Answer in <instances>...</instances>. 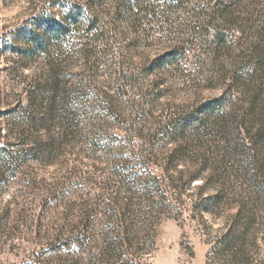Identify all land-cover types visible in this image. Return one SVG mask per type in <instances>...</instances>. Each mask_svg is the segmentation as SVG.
<instances>
[{
	"label": "rangeland",
	"instance_id": "1",
	"mask_svg": "<svg viewBox=\"0 0 264 264\" xmlns=\"http://www.w3.org/2000/svg\"><path fill=\"white\" fill-rule=\"evenodd\" d=\"M151 4L0 0V264H220L244 211L264 264V0ZM44 8L83 13L55 50Z\"/></svg>",
	"mask_w": 264,
	"mask_h": 264
},
{
	"label": "trees",
	"instance_id": "2",
	"mask_svg": "<svg viewBox=\"0 0 264 264\" xmlns=\"http://www.w3.org/2000/svg\"><path fill=\"white\" fill-rule=\"evenodd\" d=\"M58 0H56L57 2ZM61 1V0H59ZM64 1V0H62ZM154 0H118V12L121 13L125 11L128 18H131L133 22L137 21L141 14V11L147 10L149 7H152L151 3ZM51 5V4H50ZM49 5V6H50ZM47 6V7H49ZM153 12V11H152ZM143 16V15H142ZM32 22L36 26V29L33 27H26L27 35L29 41L33 42L36 45V48L39 50L45 46V39L41 36L40 28L45 27L48 32V37L51 39V47L53 50L57 49L58 45H61L64 40L67 38L70 30L73 26L79 25L83 19V13L81 10L73 11L71 10L70 14L63 15L61 18L57 17L55 11L48 12V8H44L42 11H38L33 17ZM25 29H21L24 31ZM20 31V33H21ZM260 40V36L258 38ZM216 40L222 46L230 45V41L228 39V35L225 33L217 32ZM260 46V41L254 42L255 53L259 58V66L264 68V45ZM231 47V46H228ZM171 56V55H170ZM173 58V57H172ZM175 61V60H174ZM172 61V62H174ZM234 62H236V58H234ZM234 65V64H233ZM235 76V75H233ZM242 75H236V79L241 80ZM263 78V77H262ZM61 79L59 77H55L52 75L51 82L49 83V99L48 105L52 108L56 107V104L64 102L65 90L60 88ZM262 87L259 90V93L256 95L255 100L259 103L264 109V80L261 82ZM222 105H220V99H216L215 101L210 102V104L204 108L208 117L212 116V114H218L221 110L222 116ZM259 107V108H261ZM205 120H199V118L194 117L193 120H189L186 127L189 129H196L199 125L203 124ZM22 155L19 152L15 157L22 158ZM213 198V196H212ZM212 198L208 197L207 201L212 200ZM243 215L244 223L241 225V228L234 231L232 234L227 236V239L223 243L224 245L217 251V257H219L220 264H245L248 253H247V237L249 232V225L251 221V217L249 212L246 214V211L241 212V216Z\"/></svg>",
	"mask_w": 264,
	"mask_h": 264
}]
</instances>
